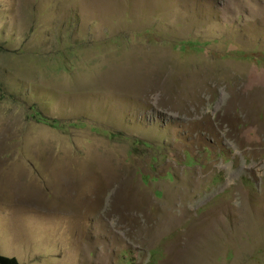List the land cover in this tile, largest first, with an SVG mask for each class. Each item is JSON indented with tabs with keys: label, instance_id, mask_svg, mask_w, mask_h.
I'll list each match as a JSON object with an SVG mask.
<instances>
[{
	"label": "rangeland",
	"instance_id": "1",
	"mask_svg": "<svg viewBox=\"0 0 264 264\" xmlns=\"http://www.w3.org/2000/svg\"><path fill=\"white\" fill-rule=\"evenodd\" d=\"M0 98V256L264 264V0H0Z\"/></svg>",
	"mask_w": 264,
	"mask_h": 264
},
{
	"label": "trees",
	"instance_id": "2",
	"mask_svg": "<svg viewBox=\"0 0 264 264\" xmlns=\"http://www.w3.org/2000/svg\"><path fill=\"white\" fill-rule=\"evenodd\" d=\"M2 95H4V94H2ZM1 99H3V98H0V100ZM34 118L38 122H43V123L45 122V123L51 124L52 126H55L59 122L57 119L45 118L43 116V114H41V113H35ZM0 264H18V262L15 258L0 256Z\"/></svg>",
	"mask_w": 264,
	"mask_h": 264
}]
</instances>
